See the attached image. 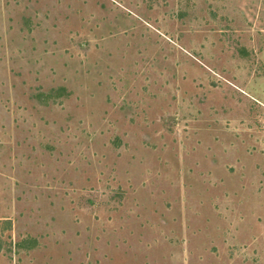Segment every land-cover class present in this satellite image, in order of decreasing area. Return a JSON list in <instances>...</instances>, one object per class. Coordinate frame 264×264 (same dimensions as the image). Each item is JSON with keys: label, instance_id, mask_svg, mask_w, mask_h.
<instances>
[{"label": "rangeland", "instance_id": "rangeland-1", "mask_svg": "<svg viewBox=\"0 0 264 264\" xmlns=\"http://www.w3.org/2000/svg\"><path fill=\"white\" fill-rule=\"evenodd\" d=\"M0 264H264V0H0Z\"/></svg>", "mask_w": 264, "mask_h": 264}]
</instances>
